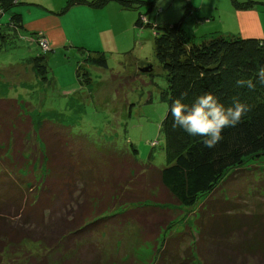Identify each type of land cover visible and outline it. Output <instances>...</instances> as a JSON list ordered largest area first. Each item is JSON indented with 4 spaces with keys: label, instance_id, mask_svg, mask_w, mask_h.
Instances as JSON below:
<instances>
[{
    "label": "trees",
    "instance_id": "16d2710c",
    "mask_svg": "<svg viewBox=\"0 0 264 264\" xmlns=\"http://www.w3.org/2000/svg\"><path fill=\"white\" fill-rule=\"evenodd\" d=\"M113 2L123 11L137 14L135 27L154 30V53L167 81L161 101L168 105V113L160 128L165 139L167 166L157 168L152 157L148 163L142 162L137 150L121 147L114 140L76 134L71 127L52 120L37 121L15 100L0 101V210L6 205L8 209L20 210L19 217L24 222L0 217L3 222L0 264H67L65 255L54 263L45 260L46 251L58 250L62 239H56L50 249L45 248L42 228L46 219L55 224L54 213H58L52 209L57 204L66 205L76 196L82 197L83 202L77 205L71 224L82 225L78 235L96 236L89 247L94 248L98 264H147L150 261L151 264H211L209 255L197 248L198 256L191 248L182 249L187 232L183 233L185 235L172 232L158 247L156 239L149 240L150 236L146 238L145 233L155 225H164L169 205L194 208L201 198L216 192L230 171L242 167L252 157L264 155V85L257 83L254 90L236 86L240 78H252L255 82L257 68L264 65V47H261L264 40L223 35L197 40L190 36L182 21L166 19L165 23H159L160 19L164 20L165 12L154 2L144 0H70L62 13L76 4L101 10ZM232 3L240 11L258 4L253 0H232ZM21 4V0H0V47L15 41L30 43L22 17L16 12ZM144 7L149 8L146 13L141 11ZM6 15H10L8 21H4ZM39 48L42 55L24 63L34 64L36 75L40 74L44 83L53 85L47 56H43L45 52ZM79 51L88 53L89 64L108 69L104 54L84 48ZM76 74L80 82L91 85L88 72L78 68ZM209 91L226 106L231 103V97L237 95L251 105V111L238 125L223 129V139L214 148L204 147L202 137L174 128L170 115L173 100L182 93H188L185 102L190 104L196 96ZM35 163L41 167L36 169ZM144 180H150L147 186L157 192L144 199L151 203L149 208L152 209L137 212L138 207L134 205L132 217L121 218L117 207L140 201L134 189L145 188ZM259 188L263 193L264 181ZM221 201L217 205L212 200L206 201L199 220V236L216 249L211 259L229 264L239 261L247 264L250 260L264 264V214H246L242 207L232 206L228 199ZM109 214L116 218L115 225L106 222ZM111 228H114L113 233ZM31 229L39 230L34 234L40 239L32 241L30 235L34 234L27 233ZM75 233L68 232V242L74 243ZM210 234L220 238L207 239ZM28 242L38 245V254L31 253V259L23 263L7 262L8 255L19 257ZM153 243L154 258L137 254L142 248L152 249ZM122 245L128 250L123 256L115 253ZM71 251L74 256L77 254V250ZM39 254L43 260L35 259Z\"/></svg>",
    "mask_w": 264,
    "mask_h": 264
},
{
    "label": "rangeland",
    "instance_id": "374dc122",
    "mask_svg": "<svg viewBox=\"0 0 264 264\" xmlns=\"http://www.w3.org/2000/svg\"><path fill=\"white\" fill-rule=\"evenodd\" d=\"M149 2H154L156 6L163 9L166 15L173 12L169 9L170 0H151ZM205 5L208 6L205 8L208 10L214 9L216 6L218 15L226 14L225 10L232 6V0H207ZM148 9V7H144L141 11L146 13ZM114 13L115 11L100 13L99 18L102 20V24L96 28L94 36L84 33L79 36L71 32L69 34L60 33L59 38L54 36L56 47L50 48L46 44V39L44 42L45 34H32L29 35L30 43L28 42L27 45L26 42L15 41L0 47V101L15 100L20 108L28 111L37 121L52 120L71 127L76 134L102 136L105 139L114 140L121 147H133L138 151V157L142 162L148 163L152 157V163L162 169L167 166V156L165 139L160 128L167 116L168 105L161 101V93L167 89V81L164 70L154 53V30L152 28L143 29L142 31H146V33L141 35L140 29L135 27L134 20L137 18L135 12L120 10L116 11V14ZM204 13L207 14L206 11ZM166 15L162 17L165 20ZM204 18L211 20L209 16ZM9 19L10 15H6L4 21ZM141 19L146 23L147 20L145 21L144 17ZM216 19L217 17L212 21L214 22ZM161 22L165 23L163 19H160L159 23ZM218 24L216 22V25ZM39 47H42V50L45 48L49 51L50 49L49 52L43 53V56H47L50 76L54 80L53 85L44 83L40 74L36 75L34 64L24 63L29 58L42 55ZM80 48L104 54L108 62V69L89 64L86 61L88 53H82L79 51ZM91 55L97 56L96 53ZM150 65L153 68L149 73L141 71ZM78 68L88 72L91 85L88 86L78 80L76 74ZM34 166L36 169L41 167L36 163ZM263 181L264 155H258L248 159L242 167L230 171L216 192L210 197L201 198L194 208L173 205L166 207L168 211H164L168 214L167 221L164 225L159 224L152 229H147L146 238L150 236L148 239L151 241L156 239V247H158L160 242L170 236L172 232L180 234L187 232L188 236L184 239L186 243L182 246L183 250L191 248L196 256H198V251L206 253L210 257L211 264H229L228 262H215L216 260L211 259L216 249L209 247L205 240L204 244L199 236L201 234L199 220L201 221L202 206L208 200L214 201V204L217 205L221 204V200L228 199L232 206L242 207L246 214H264V190L261 189L263 193L259 190V187L263 186ZM143 182L145 188L134 189L138 192L136 198L140 201H134V204L126 207H117V214L121 218L132 217L135 210L134 205L140 208L136 209L137 212L152 209L149 208L151 203H147L144 199L151 198L152 194L157 192L151 191L152 187L147 186L151 184L150 180ZM81 198L76 196L66 205L57 204L56 208L52 209L58 213L57 215L54 213V217L57 216L55 224H50L51 222L47 219L44 220L46 222L42 230L46 238L45 248L50 249V246L55 245L56 239H62L58 250L46 251L48 256L45 254V260L48 259L54 263L58 258L66 256L67 264H98L99 258L95 254L94 248L89 247L92 245L91 242H95L96 236L91 233L85 236L78 235L80 234L78 230L82 225L71 224L78 210L77 205H81L83 202ZM144 209L147 210L143 211ZM18 212L20 210L8 209L6 205L0 210V217L3 215L6 218H14L16 222L24 223ZM112 215L106 216L108 219L106 222L115 225L116 218H111ZM1 224L3 222H0V227ZM31 230L28 232L26 230V232L28 234L39 233L37 229ZM71 230L77 232L74 236L76 238L74 243L68 242V232ZM110 231L113 233L114 228H111ZM37 234L30 235L32 241L40 239L35 236ZM49 237L53 240L48 241ZM215 238L220 237L214 236V234L207 237V239ZM153 245L155 243L150 245L152 249L142 248L137 254L140 253L142 258L148 256L154 258L156 247ZM71 249L77 250L75 256ZM39 251L38 245L28 242L23 246L19 257L8 255L6 259L7 262L10 260L15 263H23L28 261L27 259H31V253L38 254ZM127 252L128 250L123 248V245L120 249L115 250V253L121 256L128 254ZM42 257L39 254L35 259L43 260L44 257ZM254 262L250 260L247 264H257ZM147 264H151V261ZM236 264L242 263L239 261Z\"/></svg>",
    "mask_w": 264,
    "mask_h": 264
},
{
    "label": "crops",
    "instance_id": "0c3cea01",
    "mask_svg": "<svg viewBox=\"0 0 264 264\" xmlns=\"http://www.w3.org/2000/svg\"><path fill=\"white\" fill-rule=\"evenodd\" d=\"M69 1L21 0L22 4L16 9V12L22 17L26 33L29 35L45 34V39L50 47L55 46L54 36L59 38L60 33L69 34L71 32L78 36L84 33L94 36L96 28L102 24L99 16L103 11H107V13L115 11L114 14L120 10L126 12L121 9L119 4L113 2L101 10L76 4L67 12L62 13ZM144 1L149 2L151 0ZM206 1L170 0L169 9L173 12H169L166 19L168 22L182 21L190 36H194L197 40L210 39L219 35L264 40V6L261 5L264 3L261 2L263 0H253L258 3L255 8L243 11L235 9L232 3V6L225 10L226 14L220 13V15L217 13L216 6L214 9H205L208 7L205 5ZM174 3L179 4L175 5ZM205 16L211 17V20L204 18ZM213 16L214 18H212ZM30 17H32L31 20ZM216 17L217 19L213 22L212 20ZM164 21L166 20L164 19ZM216 22L219 24L216 25ZM63 28L64 30H62ZM139 31L141 35L146 33V31ZM63 38L67 39L66 37Z\"/></svg>",
    "mask_w": 264,
    "mask_h": 264
},
{
    "label": "clouds",
    "instance_id": "9594fccd",
    "mask_svg": "<svg viewBox=\"0 0 264 264\" xmlns=\"http://www.w3.org/2000/svg\"><path fill=\"white\" fill-rule=\"evenodd\" d=\"M255 77V82L252 78L237 79L236 86L254 90L257 83L264 85V65L257 68ZM187 96V92L182 93L170 106L173 127L183 129L190 136L202 137L206 148H214L223 139V129L235 127L251 111V105L238 95L231 97L228 106L210 91L196 96L190 104L185 102Z\"/></svg>",
    "mask_w": 264,
    "mask_h": 264
},
{
    "label": "water",
    "instance_id": "95a60500",
    "mask_svg": "<svg viewBox=\"0 0 264 264\" xmlns=\"http://www.w3.org/2000/svg\"><path fill=\"white\" fill-rule=\"evenodd\" d=\"M153 68V66H148V68H146V69H142L141 71L142 72H144V73H147V72H149L151 69Z\"/></svg>",
    "mask_w": 264,
    "mask_h": 264
},
{
    "label": "built area",
    "instance_id": "2783aa9c",
    "mask_svg": "<svg viewBox=\"0 0 264 264\" xmlns=\"http://www.w3.org/2000/svg\"><path fill=\"white\" fill-rule=\"evenodd\" d=\"M41 37V36H40ZM43 38H44V42H45V37L43 36ZM46 44H47V46L49 45L48 44V42H47V40H46ZM41 45H43V43H41ZM50 47V46H49ZM42 48V47H41ZM49 49V48H48ZM44 52H49L50 51V49H49V51L46 49L45 50V48H44V50H43Z\"/></svg>",
    "mask_w": 264,
    "mask_h": 264
}]
</instances>
